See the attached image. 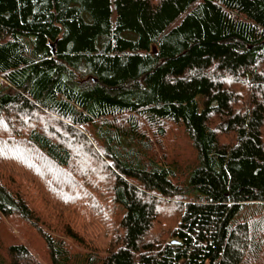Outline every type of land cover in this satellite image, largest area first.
<instances>
[{
	"label": "trees",
	"instance_id": "obj_1",
	"mask_svg": "<svg viewBox=\"0 0 264 264\" xmlns=\"http://www.w3.org/2000/svg\"><path fill=\"white\" fill-rule=\"evenodd\" d=\"M0 77V151L30 173L0 171V216L37 229L50 264H264V0H0ZM173 125L195 152L182 181L152 145ZM81 204L101 246L64 221Z\"/></svg>",
	"mask_w": 264,
	"mask_h": 264
},
{
	"label": "rangeland",
	"instance_id": "obj_2",
	"mask_svg": "<svg viewBox=\"0 0 264 264\" xmlns=\"http://www.w3.org/2000/svg\"><path fill=\"white\" fill-rule=\"evenodd\" d=\"M238 88H240V86H238ZM23 122L27 124L28 120L23 119ZM228 139V137H225V140ZM152 145L157 156H161L165 160H170L171 158L176 159V175L182 181L195 158V152L182 128L175 125L169 126L166 136L158 138V140L153 139ZM26 169L27 167L22 163L13 159L12 154L7 153L6 151H0V171L5 184L18 185L21 182H24L25 179L30 176V173ZM37 188L38 191L36 190L34 199L36 200L35 204L37 205V213L41 215L42 220L44 221L41 229L50 231L58 236V234H61L59 231H61V227L64 223L63 221L60 222L59 218L54 215H52L53 218L47 216L45 210L47 207L53 209L58 208L59 206L54 200L47 197H51L52 194L49 193V190H46L42 185H39ZM45 193L47 196L45 195L43 197L42 195ZM102 199L101 202H98L97 204H100V209L104 210L105 201ZM73 211V213H71L69 217H66L64 221L67 220L66 222H68L69 225H73L75 230L81 231L82 234L85 233V236L89 241H95L98 246H101L103 242V236L101 235L105 230L102 222H99V219L95 217V211L93 213L94 216H91L92 214L89 212L88 207L84 204L75 207ZM164 211V214H159L158 220L152 229L153 235H160V237L163 238L166 235L167 229L173 224L172 219L169 217L167 218L170 209ZM100 212V215H103V211L101 210ZM0 217V245L4 256H6L5 251L10 245L23 244L28 248L32 260L39 264H50L47 248L37 229L33 228L28 222L14 217ZM116 218V213H112V220L116 221ZM91 219L94 223L91 222ZM109 221H111L110 217ZM165 228L166 230H164ZM66 241L74 250L81 251L75 243L68 239Z\"/></svg>",
	"mask_w": 264,
	"mask_h": 264
}]
</instances>
